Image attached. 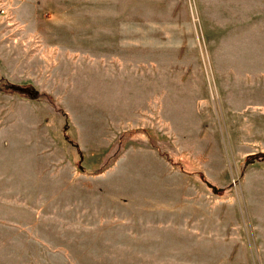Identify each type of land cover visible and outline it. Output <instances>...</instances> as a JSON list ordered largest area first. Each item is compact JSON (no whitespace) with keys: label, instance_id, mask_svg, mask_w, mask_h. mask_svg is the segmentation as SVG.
I'll list each match as a JSON object with an SVG mask.
<instances>
[{"label":"rangeland","instance_id":"374dc122","mask_svg":"<svg viewBox=\"0 0 264 264\" xmlns=\"http://www.w3.org/2000/svg\"><path fill=\"white\" fill-rule=\"evenodd\" d=\"M0 264H264V0H0Z\"/></svg>","mask_w":264,"mask_h":264}]
</instances>
